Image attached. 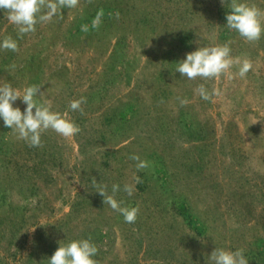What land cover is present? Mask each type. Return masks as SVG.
Instances as JSON below:
<instances>
[{
	"label": "rangeland",
	"instance_id": "1",
	"mask_svg": "<svg viewBox=\"0 0 264 264\" xmlns=\"http://www.w3.org/2000/svg\"><path fill=\"white\" fill-rule=\"evenodd\" d=\"M248 2L264 12V0ZM230 3L78 0L22 36L0 10V41L18 43L0 49V85L11 72L5 84L37 86L39 103L80 128L49 129L31 147L0 120V264H48L59 243L89 237L97 264H207L216 247L264 264V34L228 29ZM225 43L251 61L245 77L235 63L213 79L175 72L187 52ZM201 84L220 95L201 99ZM113 184L139 209L134 223L97 191Z\"/></svg>",
	"mask_w": 264,
	"mask_h": 264
},
{
	"label": "clouds",
	"instance_id": "2",
	"mask_svg": "<svg viewBox=\"0 0 264 264\" xmlns=\"http://www.w3.org/2000/svg\"><path fill=\"white\" fill-rule=\"evenodd\" d=\"M221 2L223 3L224 0ZM77 4L78 0H0V10L7 13L8 21L16 26L18 35L22 36L35 32L37 23L50 22L61 13L63 8H75ZM262 15L264 12L259 7L250 4L248 0H231L225 24L228 29L239 33L247 41H257L264 34ZM0 49L16 51L18 43L16 39L9 36L0 41ZM234 63L239 65L238 74L241 78L245 77L253 67L248 59L242 62L234 60L227 43L198 46L195 50L187 52L183 59L177 61L175 72H179L181 77L189 80L197 77L213 79L228 73ZM38 92L39 88L35 85H29L22 91L11 84L0 85V120L3 121L4 126L16 132L18 137L31 147L41 146L42 134L49 129L64 138L77 134L80 131L79 126L66 115L39 103L36 99ZM198 92L201 99L209 102H212L213 97L220 95L219 89L209 90L204 84L199 86ZM18 99L26 105L23 111L19 106H14ZM84 102L83 97L74 99L69 103V108L72 111L82 112L81 105ZM187 102L186 99H180L181 105ZM130 159L136 161L135 167L138 170L150 168L152 164L151 161L142 159L138 154H132ZM135 179L137 184L141 182L139 176ZM122 190L128 196H132L136 190L135 184H125ZM97 191L104 198V203L120 213L125 222L131 224L136 221L139 209L125 205L116 199V194L121 191L120 184H113L110 194L107 185ZM98 252L99 248L90 237L74 239L64 244L59 243V247L48 258V264H97L95 257ZM248 261L243 250H230L223 247H216L207 257V264H248Z\"/></svg>",
	"mask_w": 264,
	"mask_h": 264
},
{
	"label": "trees",
	"instance_id": "3",
	"mask_svg": "<svg viewBox=\"0 0 264 264\" xmlns=\"http://www.w3.org/2000/svg\"><path fill=\"white\" fill-rule=\"evenodd\" d=\"M100 9V11H101V8H99ZM102 13V12H101ZM104 13H102V15H103ZM90 16H92L91 14L88 16V17H86L85 18V20H88L89 18H91ZM84 20V21H85ZM12 77H14L13 75H12V73L10 72L9 74H8V77L7 78H5L4 79V83L3 84H5V83H8L9 81H11V78ZM14 79V78H13ZM11 84V83H10ZM12 85V84H11Z\"/></svg>",
	"mask_w": 264,
	"mask_h": 264
}]
</instances>
